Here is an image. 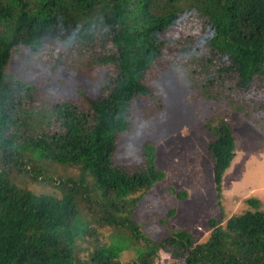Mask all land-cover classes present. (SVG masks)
<instances>
[{"label":"trees","instance_id":"1","mask_svg":"<svg viewBox=\"0 0 264 264\" xmlns=\"http://www.w3.org/2000/svg\"><path fill=\"white\" fill-rule=\"evenodd\" d=\"M127 1L0 0V264H126L119 259L128 246L125 234L79 254L76 239L85 224L73 222L74 198L80 194L81 200L96 202L93 207L107 224L126 228L132 240L142 238L136 233L139 225L130 217L137 199L125 202L122 198L149 190L164 173L155 163V147L148 140L141 147L142 159L134 164L116 161L115 152L119 135L131 128L134 99L156 96L143 74L157 62L160 48L166 44L163 35L173 39L179 32L184 36L179 58L190 63L187 75L198 68L210 83L212 60H203L199 53L204 41L231 60L226 68L213 69L218 76L231 69L235 85L247 89L260 73L264 83V42H257L264 38V0H244L250 7L240 19L235 13L239 0H196L205 24H197L190 11L187 14L193 19L182 20L176 14L172 3L183 11L182 0H133L135 21L130 24ZM103 2L107 3L105 24L99 28L90 16ZM76 17L92 23L84 25ZM108 43L112 48L107 49ZM48 44L51 49L44 53ZM82 46L90 48L86 55L76 54L84 67L64 64L65 55ZM21 47L26 50L25 64L45 60L53 71L63 67L84 72L96 85V95H84L81 103L66 96L43 95L36 83L8 70ZM110 63L114 71L108 68ZM205 80L199 83L203 88ZM223 94L221 90L219 98L227 97ZM258 111L262 112L261 107ZM205 128L212 136L206 152L220 198L223 175L236 155L235 135L222 117L208 121ZM41 159L56 163L61 178L39 180L40 172L30 170L28 164L33 166ZM61 166L77 167L79 173L69 174ZM21 168L27 178L25 185L9 177L8 169ZM94 190L100 201L94 199ZM176 195L181 198L186 192ZM245 201L254 208L259 205L253 197ZM231 220L252 226L247 227L250 235L264 246V211L255 209ZM205 224L210 232L203 242L197 243L193 231L185 228L150 241L167 248L179 264H264L258 247L244 250L245 244L237 242L229 246L226 238L231 230H223L215 218ZM142 251L137 252L141 255Z\"/></svg>","mask_w":264,"mask_h":264},{"label":"rangeland","instance_id":"2","mask_svg":"<svg viewBox=\"0 0 264 264\" xmlns=\"http://www.w3.org/2000/svg\"><path fill=\"white\" fill-rule=\"evenodd\" d=\"M164 2V0H162ZM181 2V1H180ZM185 6L179 11L172 3L176 14L180 13L182 20L193 19L187 13L190 11L198 20L197 24H205L201 19L203 13L198 8L196 0H182ZM106 2L96 5L90 20L98 23L99 28L104 27ZM136 2L129 0L125 8L130 12L128 18L132 24L135 19L132 10ZM178 4V3H177ZM247 1L239 0L236 5V18L240 19L250 6ZM159 7V6H158ZM107 8V6H106ZM173 8V9H174ZM82 24L91 21L76 17ZM89 21V22H88ZM205 29H208V26ZM171 34V33H170ZM165 45L160 48L157 62L152 64L143 74V80L150 86V91L156 96L136 98L133 101L131 128L122 132L118 138L115 159L128 165L142 159L141 147L144 141H150L155 147V163L164 177L155 182L145 192H132L122 199L131 202L137 199L130 217L139 225L136 233H141L142 238L137 241L130 239L129 232L124 227H114L107 224L104 215L100 216L93 206L96 202L89 203L85 198L80 199V194L74 198L75 224H85L84 229L76 239V249L79 254L85 255L97 244L110 242L112 236L125 234L127 245L119 254L121 262L126 264H179L166 249L153 241H159L175 228L190 229L194 233L196 242H203L210 232L205 221L215 218L222 229L231 230L226 238L229 246L237 242L244 243V250L259 248L264 255V246L251 236L247 223L233 224L236 216H243L248 211L255 209L264 211V83L261 74L255 75L247 89L235 85L231 69L225 73L216 74V66L226 68L231 60L223 53L211 49L206 42L202 44L200 54L202 59L209 57L213 65L209 66L211 80L208 83L202 70H185L189 67L188 60L184 63L179 58V50L185 44L182 34L174 33L173 39L168 34L163 35ZM162 40V41H163ZM264 42L260 37L257 42ZM95 47H93L94 50ZM112 48L109 43L107 49ZM51 49L50 45L44 47V53ZM82 46L80 50L68 53L62 59L68 66H80L76 54L86 55L87 51ZM69 48L65 49V51ZM24 48L18 49L13 54L8 70L20 74L24 79L30 80L40 86V91L47 97H70L81 103L84 95H96V85L84 72H75L59 67L51 69L45 60H37L33 64H25ZM190 54V53H188ZM99 55V54H97ZM188 57V55H187ZM89 59L86 58V63ZM32 63V62H31ZM84 67V66H80ZM114 71V65L108 67ZM217 77V78H216ZM206 81L203 88L200 84ZM212 81V82H211ZM200 83V84H199ZM208 86V87H207ZM79 90H82L80 93ZM224 90L227 97L219 98L220 91ZM249 96L250 98L246 97ZM218 98V99H217ZM251 99V101H249ZM229 100H231L230 103ZM239 109H238V108ZM261 107L262 112L258 110ZM217 117L224 118L232 127L235 135V157L222 178L221 197L217 196L215 184L212 180V161L206 152V145L212 139L205 124ZM52 130V129H51ZM53 131V130H52ZM54 162L39 160L28 167L32 171L40 172L39 180L44 182L49 178L58 180L61 171ZM63 167L69 174L77 175V167ZM9 177L20 185L26 184L24 169L11 171ZM63 174L62 177H66ZM31 186V184L29 185ZM47 190V187H43ZM176 192H186L179 198ZM94 199L100 201L98 192L94 190ZM258 199L259 205L254 208L245 200ZM173 210L171 215L169 211ZM100 216V217H99ZM82 222V223H81ZM231 228V229H230ZM67 229L63 230V233ZM149 238V239H148ZM126 240V239H125ZM158 243V242H157ZM155 249L149 250L148 248ZM142 251L140 255L137 251ZM142 262V263H141Z\"/></svg>","mask_w":264,"mask_h":264}]
</instances>
